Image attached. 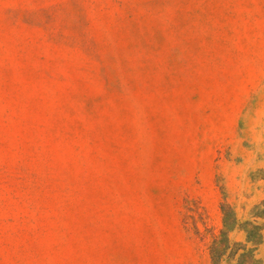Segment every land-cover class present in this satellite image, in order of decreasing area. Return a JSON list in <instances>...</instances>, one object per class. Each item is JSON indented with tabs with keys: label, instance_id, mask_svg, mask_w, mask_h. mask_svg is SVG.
I'll return each mask as SVG.
<instances>
[{
	"label": "rangeland",
	"instance_id": "1",
	"mask_svg": "<svg viewBox=\"0 0 264 264\" xmlns=\"http://www.w3.org/2000/svg\"><path fill=\"white\" fill-rule=\"evenodd\" d=\"M0 264H264V0H0Z\"/></svg>",
	"mask_w": 264,
	"mask_h": 264
},
{
	"label": "trees",
	"instance_id": "2",
	"mask_svg": "<svg viewBox=\"0 0 264 264\" xmlns=\"http://www.w3.org/2000/svg\"><path fill=\"white\" fill-rule=\"evenodd\" d=\"M224 235V234H223ZM250 244V242H247V246ZM262 245V242L261 243H258L257 245H256V247L258 248V246H261ZM244 250V249H243Z\"/></svg>",
	"mask_w": 264,
	"mask_h": 264
}]
</instances>
